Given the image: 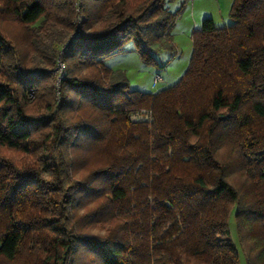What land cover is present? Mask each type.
Segmentation results:
<instances>
[{
    "label": "trees",
    "instance_id": "trees-1",
    "mask_svg": "<svg viewBox=\"0 0 264 264\" xmlns=\"http://www.w3.org/2000/svg\"><path fill=\"white\" fill-rule=\"evenodd\" d=\"M167 2L0 0V264H264V0L131 89L106 60L172 49Z\"/></svg>",
    "mask_w": 264,
    "mask_h": 264
},
{
    "label": "rangeland",
    "instance_id": "rangeland-1",
    "mask_svg": "<svg viewBox=\"0 0 264 264\" xmlns=\"http://www.w3.org/2000/svg\"><path fill=\"white\" fill-rule=\"evenodd\" d=\"M167 1L168 10L178 12L171 32L172 49H164L167 46L162 43L154 44V51H146L147 48H138L132 42L106 60L110 69L126 74L131 89L157 93L174 86L189 67L193 53L192 34L202 26L203 20L211 18L217 27H227L233 23L230 12L234 0H179L176 5L172 0ZM142 52L148 53V61L143 59ZM62 68V64H59L60 73H63ZM158 75L162 81L154 85V78ZM229 228L231 238L240 251L233 214L229 219ZM240 255L243 261L241 251Z\"/></svg>",
    "mask_w": 264,
    "mask_h": 264
},
{
    "label": "built area",
    "instance_id": "built-area-1",
    "mask_svg": "<svg viewBox=\"0 0 264 264\" xmlns=\"http://www.w3.org/2000/svg\"><path fill=\"white\" fill-rule=\"evenodd\" d=\"M62 67H63V65H62ZM161 81H162V77L158 75L154 78L153 83H154V85H157ZM131 120L134 122L152 123L153 114H152L151 110L143 109V110H140L136 113H133L131 115Z\"/></svg>",
    "mask_w": 264,
    "mask_h": 264
},
{
    "label": "crops",
    "instance_id": "crops-1",
    "mask_svg": "<svg viewBox=\"0 0 264 264\" xmlns=\"http://www.w3.org/2000/svg\"><path fill=\"white\" fill-rule=\"evenodd\" d=\"M173 3L176 5L179 0H172ZM220 1V0H219Z\"/></svg>",
    "mask_w": 264,
    "mask_h": 264
}]
</instances>
